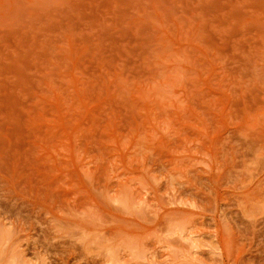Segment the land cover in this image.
<instances>
[{
    "label": "rangeland",
    "instance_id": "obj_1",
    "mask_svg": "<svg viewBox=\"0 0 264 264\" xmlns=\"http://www.w3.org/2000/svg\"><path fill=\"white\" fill-rule=\"evenodd\" d=\"M0 264H264V0H0Z\"/></svg>",
    "mask_w": 264,
    "mask_h": 264
}]
</instances>
